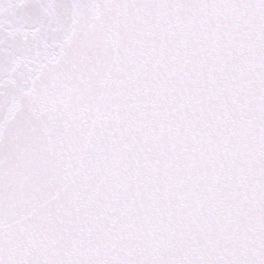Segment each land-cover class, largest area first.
I'll return each instance as SVG.
<instances>
[{
    "label": "snow or ice",
    "instance_id": "obj_1",
    "mask_svg": "<svg viewBox=\"0 0 264 264\" xmlns=\"http://www.w3.org/2000/svg\"><path fill=\"white\" fill-rule=\"evenodd\" d=\"M0 264H264V0H0Z\"/></svg>",
    "mask_w": 264,
    "mask_h": 264
}]
</instances>
